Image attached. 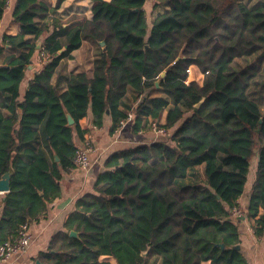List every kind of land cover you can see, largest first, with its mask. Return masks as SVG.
I'll use <instances>...</instances> for the list:
<instances>
[{
  "label": "trees",
  "instance_id": "obj_1",
  "mask_svg": "<svg viewBox=\"0 0 264 264\" xmlns=\"http://www.w3.org/2000/svg\"><path fill=\"white\" fill-rule=\"evenodd\" d=\"M63 1L16 0L20 33L4 36L21 50L0 66V178L11 172L0 243L60 196L92 127L108 115L112 135L131 113V133L155 126L164 139L107 156L41 264H247L238 220L245 215L254 236L264 234V0H91V18L62 26ZM158 6L167 9L152 18ZM5 7L0 0V19ZM83 41L96 46L91 73H70L61 88L54 71ZM36 50L48 60L20 99ZM191 65L201 83L186 82ZM247 185L243 216L233 217Z\"/></svg>",
  "mask_w": 264,
  "mask_h": 264
},
{
  "label": "crops",
  "instance_id": "obj_2",
  "mask_svg": "<svg viewBox=\"0 0 264 264\" xmlns=\"http://www.w3.org/2000/svg\"><path fill=\"white\" fill-rule=\"evenodd\" d=\"M43 1L46 2L49 7H53L56 3V0ZM15 2L16 0H6V7L0 19V66L7 64L11 59L16 57L21 50L9 45L4 39L5 35L13 36L20 33V24L16 22L12 16ZM91 5V0H64L56 12L55 18L61 22L62 26H67L73 16L91 18ZM148 5L150 6V2H148ZM166 9L167 7L165 6L156 7L152 10L151 17H155ZM43 38L44 37H40L36 40L37 46L41 44ZM27 39L30 43L35 41L32 36H28ZM95 48L96 46L94 43L83 41L82 45L71 53V57L62 58L54 71L53 82L57 83L59 87L64 88L66 77L70 73L85 70L90 74ZM38 54L39 52L36 50L32 55L31 63L27 66L24 78L20 82V99L28 86L29 80L32 79L34 74L39 71L42 66L38 61ZM197 71V77L188 78L190 73L195 74ZM188 76L186 82H202L203 74L194 65L188 68ZM152 91H156V93L151 94L152 96L164 95V92L160 89ZM128 96L126 101L133 102V95L128 94ZM1 111L4 115L7 114L5 109L1 108ZM161 122H164V114L161 118ZM110 124V117L106 115L102 127L91 128L90 142L92 144V151L90 153V165L88 168L82 169L75 166L62 175L60 180V196L55 198L48 205L47 211L43 216L36 221L28 223V230L32 236V241L29 246L22 253L14 255L6 261H0V264H35V261L39 260V253L44 252L48 248L52 237L57 232L64 230V220L67 215L73 211L77 198L83 193L92 191L96 175L103 170V163L109 154L130 146L163 140L165 137V135L157 134L149 130L133 134L128 128H125L126 126H123L122 129L110 135ZM252 179L253 173L250 177L251 181ZM249 188L250 186L248 185L247 189L238 200L241 210L242 207H246L248 203ZM5 193L6 192H0V217L2 212V200ZM237 223L240 230V248L247 264H264V234L261 237H255L250 227L251 220L247 219L245 215L241 217Z\"/></svg>",
  "mask_w": 264,
  "mask_h": 264
},
{
  "label": "built area",
  "instance_id": "obj_3",
  "mask_svg": "<svg viewBox=\"0 0 264 264\" xmlns=\"http://www.w3.org/2000/svg\"><path fill=\"white\" fill-rule=\"evenodd\" d=\"M48 60V56L43 52H39L38 61L43 64ZM132 114L130 113L126 120L121 123V127L125 126L127 122L132 118ZM153 132L158 134H165L166 132L162 129H157L153 126ZM91 144L89 141L85 142L83 145H80L75 150L74 156V164L77 168L87 169L90 165V152H91ZM243 211L240 208H233L231 210V216L233 217H241L243 216ZM32 241V236L28 230V224H23L20 226L17 235L9 240H6L0 243V261H6L9 258L22 253L29 246Z\"/></svg>",
  "mask_w": 264,
  "mask_h": 264
},
{
  "label": "water",
  "instance_id": "obj_4",
  "mask_svg": "<svg viewBox=\"0 0 264 264\" xmlns=\"http://www.w3.org/2000/svg\"><path fill=\"white\" fill-rule=\"evenodd\" d=\"M100 44L103 45L104 42L101 41ZM39 47H40V45L37 46V48H39ZM161 76H164V72L161 74ZM155 86H156V87L159 86V81H158V80L155 82ZM199 103H200V102H199ZM199 103L196 104V107L199 105ZM66 118H67V123H68L69 125H72L73 122H74V121H73V118H72V116H71L69 113H67V112H66ZM55 158H56V160L58 159L57 157H55ZM10 174H11V172H6V173H4V174L1 176V178H0V192H8V191H9V179H10ZM69 235H70V236H74V237H76V236H77V233H76L74 230H71V231H69ZM220 246L223 247V244H220ZM235 248L238 249L239 246H235ZM146 251H147V250L143 251L141 254L144 255V254L146 253ZM35 264H41V262H40L39 260H36V261H35Z\"/></svg>",
  "mask_w": 264,
  "mask_h": 264
},
{
  "label": "rangeland",
  "instance_id": "obj_5",
  "mask_svg": "<svg viewBox=\"0 0 264 264\" xmlns=\"http://www.w3.org/2000/svg\"><path fill=\"white\" fill-rule=\"evenodd\" d=\"M250 2H252V3H255V2H257L258 0H249ZM244 61V60H243ZM264 70V69H263ZM190 76V77H189ZM189 76H188V78H195V77H197L198 76V71L195 73V74H192V73H190L189 74ZM150 93L151 94H154V93H156V91H150ZM91 140V139H90ZM90 144H91V142H90ZM91 147H92V144H91ZM91 151H92V148H91ZM91 153V152H90ZM253 164H252V169H251V172L253 171ZM250 172V175H249V179H250V177H251V174L253 173V176H254V172H255V170L251 173ZM248 186V185H247Z\"/></svg>",
  "mask_w": 264,
  "mask_h": 264
}]
</instances>
